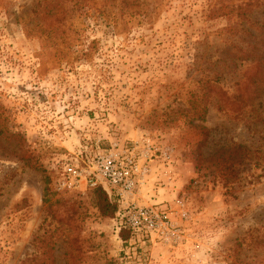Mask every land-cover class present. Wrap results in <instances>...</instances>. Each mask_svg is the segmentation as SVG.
<instances>
[{
    "label": "rangeland",
    "instance_id": "obj_1",
    "mask_svg": "<svg viewBox=\"0 0 264 264\" xmlns=\"http://www.w3.org/2000/svg\"><path fill=\"white\" fill-rule=\"evenodd\" d=\"M103 157L130 191L55 190ZM216 235L264 264V0H0V264H196Z\"/></svg>",
    "mask_w": 264,
    "mask_h": 264
},
{
    "label": "built area",
    "instance_id": "obj_2",
    "mask_svg": "<svg viewBox=\"0 0 264 264\" xmlns=\"http://www.w3.org/2000/svg\"><path fill=\"white\" fill-rule=\"evenodd\" d=\"M96 172H86L77 165L76 160L61 163L54 176L55 190L58 192H80L87 188L105 185L111 189H118L119 193L130 191L134 183L127 177L121 164L110 157L101 158L95 162Z\"/></svg>",
    "mask_w": 264,
    "mask_h": 264
},
{
    "label": "trees",
    "instance_id": "obj_3",
    "mask_svg": "<svg viewBox=\"0 0 264 264\" xmlns=\"http://www.w3.org/2000/svg\"><path fill=\"white\" fill-rule=\"evenodd\" d=\"M205 110H201L200 113L198 114L197 117H195L196 119H203V114H204ZM194 118V117H193ZM96 193L98 194V198H97V204L98 207L102 213V215L104 216H111L114 214V212L116 211V206L112 205L108 202L107 198H106V194L101 190V189H96ZM47 193H46V188H44V194H43V203H46L48 201V199L46 198ZM120 238L122 239V241H127V239L129 238V232L128 231H121L120 232ZM68 241V239H66ZM40 243H43L42 240H40ZM48 244V242L46 243V245Z\"/></svg>",
    "mask_w": 264,
    "mask_h": 264
},
{
    "label": "clouds",
    "instance_id": "obj_4",
    "mask_svg": "<svg viewBox=\"0 0 264 264\" xmlns=\"http://www.w3.org/2000/svg\"><path fill=\"white\" fill-rule=\"evenodd\" d=\"M220 243L221 239L219 235L208 240V242L195 253L196 264H214L213 256Z\"/></svg>",
    "mask_w": 264,
    "mask_h": 264
}]
</instances>
